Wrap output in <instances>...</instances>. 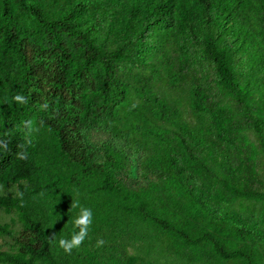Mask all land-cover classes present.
<instances>
[{
	"label": "trees",
	"instance_id": "obj_1",
	"mask_svg": "<svg viewBox=\"0 0 264 264\" xmlns=\"http://www.w3.org/2000/svg\"><path fill=\"white\" fill-rule=\"evenodd\" d=\"M102 125L142 152L141 183L88 141ZM245 129L264 155V0H0V264H264V211L220 208L264 198ZM82 207L93 224L66 252Z\"/></svg>",
	"mask_w": 264,
	"mask_h": 264
},
{
	"label": "rangeland",
	"instance_id": "obj_2",
	"mask_svg": "<svg viewBox=\"0 0 264 264\" xmlns=\"http://www.w3.org/2000/svg\"><path fill=\"white\" fill-rule=\"evenodd\" d=\"M226 44L232 47L234 53L235 63L237 68L241 72H245L246 63L248 60V54L246 50L240 49V45L235 43L232 39L228 38ZM193 59L196 66L199 69V75L203 85L209 83V91L211 94V99L223 105H230L231 100L228 96L221 95L216 88L215 83V69L207 58L203 55L201 48L195 46L192 50ZM180 94L187 96L188 88L187 86L182 89ZM168 97H174L177 93L168 92ZM243 134L247 137L248 142L256 148L255 153V168L258 178L257 191L260 194L264 193V155L258 148V137L252 129L243 130ZM87 139L91 144L102 145L109 144L118 151L123 152L129 159L128 175L132 183L138 184L143 181L140 170V162L142 160L143 154L138 150L137 146L131 142L129 137L115 138L111 134L110 130L102 125L100 127L90 128L86 131ZM188 180L192 182L193 185H203L208 184L210 181L204 176L188 175ZM212 183L215 180L211 179ZM220 208L224 211H236L243 217H252L255 221L261 222L263 218L264 211V198L262 199H237L233 202L222 203ZM0 220H9V217L0 212ZM0 244H2V239L0 238ZM127 254L132 262L136 260L135 253L133 249H127Z\"/></svg>",
	"mask_w": 264,
	"mask_h": 264
},
{
	"label": "clouds",
	"instance_id": "obj_3",
	"mask_svg": "<svg viewBox=\"0 0 264 264\" xmlns=\"http://www.w3.org/2000/svg\"><path fill=\"white\" fill-rule=\"evenodd\" d=\"M14 99L17 102H25L26 98L23 95H16ZM23 158V157H22ZM79 206V205H77ZM93 224V210L88 207L80 208L79 214L76 216L73 222V228L78 231L73 232L71 238H61L58 242V246L66 252H71L73 248L79 247L82 242L87 238L89 228ZM103 240L98 241V244L102 245Z\"/></svg>",
	"mask_w": 264,
	"mask_h": 264
}]
</instances>
